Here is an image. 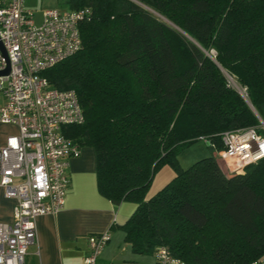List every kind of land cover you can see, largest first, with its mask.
<instances>
[{
    "label": "trees",
    "instance_id": "trees-1",
    "mask_svg": "<svg viewBox=\"0 0 264 264\" xmlns=\"http://www.w3.org/2000/svg\"><path fill=\"white\" fill-rule=\"evenodd\" d=\"M66 4L90 10L82 48L42 76L78 97L84 121L63 133L94 150L98 194L135 205L121 227L132 252L165 247L184 264L263 257L264 157L226 173L217 153L224 132L256 128L264 136V0ZM199 140L215 154L183 169L178 153ZM165 165L174 177L146 198Z\"/></svg>",
    "mask_w": 264,
    "mask_h": 264
},
{
    "label": "built area",
    "instance_id": "built-area-1",
    "mask_svg": "<svg viewBox=\"0 0 264 264\" xmlns=\"http://www.w3.org/2000/svg\"><path fill=\"white\" fill-rule=\"evenodd\" d=\"M24 1L0 0V72L8 69L0 76V124L16 128L0 147V194L14 201L12 222L0 223V264H25L27 249L36 245V219L62 210L70 160L81 152L63 129L84 121L75 91L52 88L42 73L81 50L80 25L90 10L47 9L36 24ZM225 76L246 99V89ZM221 141L217 158L226 173L264 157V136L256 128L224 132ZM109 239V231L90 236L83 264H99ZM154 256L158 264H184L165 247ZM249 264H264V256Z\"/></svg>",
    "mask_w": 264,
    "mask_h": 264
},
{
    "label": "crops",
    "instance_id": "crops-1",
    "mask_svg": "<svg viewBox=\"0 0 264 264\" xmlns=\"http://www.w3.org/2000/svg\"><path fill=\"white\" fill-rule=\"evenodd\" d=\"M11 128L15 133L16 128ZM68 178L62 210L36 219V245L28 248L25 264H83L89 237L107 231L110 239L100 254L99 264L156 263L154 254H134L124 239L121 227L135 205L125 202L115 205L98 194L92 148L82 147L80 156L70 160ZM13 206L14 201L0 194V223L12 222Z\"/></svg>",
    "mask_w": 264,
    "mask_h": 264
},
{
    "label": "rangeland",
    "instance_id": "rangeland-1",
    "mask_svg": "<svg viewBox=\"0 0 264 264\" xmlns=\"http://www.w3.org/2000/svg\"><path fill=\"white\" fill-rule=\"evenodd\" d=\"M24 4L27 9L33 12L34 21L36 24L41 23L42 14L47 9H53L59 12H64L68 10L66 0H25ZM1 102L2 99L0 98V104ZM11 133H13L11 126L0 124V144L4 140L5 136H8ZM214 154L215 151L208 148L207 143L205 141L199 140L189 145L188 147L182 149L178 153L177 158L179 165L183 169H186L191 166V164H193L196 160ZM174 175V171L169 166L165 165L160 167L155 172L150 186L147 189L146 198L153 196L157 191H159L163 186H165V184H167L174 177Z\"/></svg>",
    "mask_w": 264,
    "mask_h": 264
},
{
    "label": "water",
    "instance_id": "water-1",
    "mask_svg": "<svg viewBox=\"0 0 264 264\" xmlns=\"http://www.w3.org/2000/svg\"><path fill=\"white\" fill-rule=\"evenodd\" d=\"M7 72H8V69H6L5 71H3V72H0V76L1 75H6L7 74ZM222 72H223V70H222ZM223 73H225V72H223ZM251 107V106H250Z\"/></svg>",
    "mask_w": 264,
    "mask_h": 264
}]
</instances>
